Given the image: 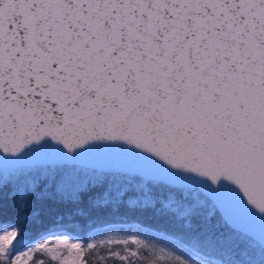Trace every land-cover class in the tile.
Returning <instances> with one entry per match:
<instances>
[{"label": "snow or ice", "instance_id": "6c2138e0", "mask_svg": "<svg viewBox=\"0 0 264 264\" xmlns=\"http://www.w3.org/2000/svg\"><path fill=\"white\" fill-rule=\"evenodd\" d=\"M0 173L21 209L88 196L191 253L142 223L30 246L5 225L0 264H250L219 207L264 220V0H0Z\"/></svg>", "mask_w": 264, "mask_h": 264}, {"label": "trees", "instance_id": "16d2710c", "mask_svg": "<svg viewBox=\"0 0 264 264\" xmlns=\"http://www.w3.org/2000/svg\"><path fill=\"white\" fill-rule=\"evenodd\" d=\"M92 170L93 169L81 166V168L76 170V173L80 175H91ZM74 175L72 170L66 173L69 180L74 178ZM115 179L118 182H123L124 177L117 176ZM137 179L141 178L138 177ZM13 190L14 185L11 184L6 188L0 189V227L3 225L18 227L24 234L25 242H32L43 234L59 229H66L70 233L79 230L84 234L91 229L100 228L109 223L124 226L132 222H138L142 223L144 226L151 225L152 228H142L141 231L151 239L152 242L160 247H165L163 237H170L173 240L174 238L169 233L164 231L158 232L156 230L161 228H166L169 232L177 230L176 225L152 218L150 213L144 215L129 213L125 216L123 215V207H121V211L118 213H111L107 210L94 208L89 203L88 196H85L83 201L78 205L60 203L55 199L40 200L35 196H28L24 201L25 207L21 209L19 207L18 198L11 195ZM99 191L100 190L89 193V195H98ZM156 191L159 192L160 190L157 189ZM128 195L131 196L134 195V193L130 192ZM77 209H82L83 212H77ZM35 213H38V215H34ZM129 230L130 227H127V231ZM174 244L178 248L174 247L172 251L188 256L184 247L178 246L176 242H174ZM233 245L239 250H248L250 264H262V262H264V251L258 245H256L257 249L253 247L255 250L251 248L250 245H248V239L244 236H235Z\"/></svg>", "mask_w": 264, "mask_h": 264}, {"label": "water", "instance_id": "95a60500", "mask_svg": "<svg viewBox=\"0 0 264 264\" xmlns=\"http://www.w3.org/2000/svg\"><path fill=\"white\" fill-rule=\"evenodd\" d=\"M101 163L102 162L98 160H84L82 161L81 166L94 169L96 167H99ZM12 166V164L8 165V167ZM219 210L224 216V218L227 219L230 223H232L233 226L250 233L253 239L264 250V220H261L255 214L250 213L249 211L244 209L243 206L232 194H227L224 197L223 202L220 204ZM55 232L65 233L67 231H65L64 229H59ZM52 233L54 232L51 231L46 234L48 235ZM46 234H43L41 236L43 237Z\"/></svg>", "mask_w": 264, "mask_h": 264}, {"label": "rangeland", "instance_id": "374dc122", "mask_svg": "<svg viewBox=\"0 0 264 264\" xmlns=\"http://www.w3.org/2000/svg\"><path fill=\"white\" fill-rule=\"evenodd\" d=\"M137 223L138 222H132V223H130V224H128V225H124V226H121L120 224H105V225H103L102 227H100V228H95V229H91V230H89V231H87L86 233H84V234H82L79 230H76V231H74V233H70V232H68L66 229H65V231H67V232H65V233H57V232H55V231H52V232H54V233H52V234H46L45 236H41V237H39L37 240H34V241H32V242H22L23 244H27V245H31L32 243H34V242H39L41 239H45V238H47V237H49V236H51V235H53V234H68V235H72V236H76V237H80V238H84L85 236H87V235H92L93 233H95V232H101L102 234H104V235H107V234H109V232H120V233H124L125 231L127 232V227H130V228H141L140 227V225H137ZM3 226H5V225H3ZM3 226H1L0 228H2ZM142 229V228H141ZM163 241L165 242V248H167V249H169V250H173L174 249V247H177L175 244H174V240L173 239H171V238H168V237H163ZM172 241H174V242H172ZM248 245H250V247L251 248H256L257 249V247H256V245H258L260 248H261V246L254 240V239H252L251 241H249L248 240ZM178 248V247H177ZM253 248V249H254ZM186 251V253H187V255L189 256V257H191V253H190V251L188 250V249H186V248H184ZM262 249V248H261ZM255 250V249H254ZM263 250V249H262ZM264 251V250H263ZM259 254V253H258ZM215 255V254H214ZM258 256H260V255H258Z\"/></svg>", "mask_w": 264, "mask_h": 264}]
</instances>
